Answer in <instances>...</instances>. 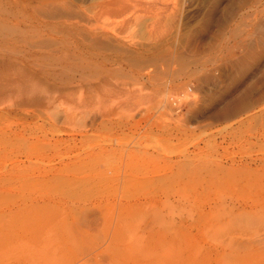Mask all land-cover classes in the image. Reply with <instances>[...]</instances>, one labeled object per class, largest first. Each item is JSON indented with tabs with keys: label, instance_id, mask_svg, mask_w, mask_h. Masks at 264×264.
<instances>
[{
	"label": "rangeland",
	"instance_id": "obj_1",
	"mask_svg": "<svg viewBox=\"0 0 264 264\" xmlns=\"http://www.w3.org/2000/svg\"><path fill=\"white\" fill-rule=\"evenodd\" d=\"M243 164L264 0H0V264H264Z\"/></svg>",
	"mask_w": 264,
	"mask_h": 264
},
{
	"label": "bare ground",
	"instance_id": "obj_2",
	"mask_svg": "<svg viewBox=\"0 0 264 264\" xmlns=\"http://www.w3.org/2000/svg\"><path fill=\"white\" fill-rule=\"evenodd\" d=\"M231 161H233V159L231 160ZM231 161H230V163H231ZM234 162V161H233ZM232 164V163H231ZM230 164V165H231ZM170 167H171V165H169ZM242 166V165H241ZM166 167V166H165ZM239 167V166H238ZM169 168V167H168ZM49 170H51L50 168H49ZM233 173L232 172H230V170H229V176H230V173L232 174V175H238V178H239V175H241V174H244L245 176H252V178H253V176H255V178L256 177H258V178H264V173H260L259 171L261 170V171H263L264 172V170L263 169H260V170H258V169H252L251 168V166H250V164H248V165H244L243 164V166L239 169H234V167H233ZM225 171V170H224ZM225 173H227V171L225 172ZM228 174V173H227ZM249 177V178H250ZM255 178H253L254 180H255ZM236 179H237V176H236ZM235 179V180H236ZM247 180H248V178H247ZM257 181V180H256ZM236 182V181H235ZM247 183V182H246ZM234 184H236V183H234ZM246 185V184H245ZM248 192V191H247ZM261 194V193H260ZM203 195V194H202ZM203 197V196H202ZM46 205H48L49 206V204H46ZM138 205V204H137ZM147 205V204H146ZM112 206V205H111ZM128 206V205H127ZM43 207V206H42ZM132 207V206H131ZM134 207V206H133ZM136 207V206H135ZM134 207V208H135ZM139 206H137V208H138ZM44 208H46V207H44ZM50 208H53V206L51 205V207ZM97 209H101V207L99 206V207H96ZM102 208H104V213H102V216L101 217H105L106 215L107 216H109L108 214V212H107V210L108 209H110V205L108 206V205H106V206H104V207H102ZM94 209V208H93ZM107 209V210H106ZM103 210V209H102ZM102 210H100L99 212L101 213V212H103ZM203 210V209H202ZM201 210V213L198 215L199 216V218L202 220V221H204V222H207V221H209V220H215V221H219V219H224V218H230V219H232V220H236V219H240V220H242L243 219V217L244 218H246L245 217V213H246V215H248L247 214V212H245V211H243L242 213H228V214H223V215H220V214H222V213H216V212H214V213H208V212H204V211H202ZM105 212H107L108 214H106ZM86 213H88V210H87V212ZM257 214V213H256ZM255 214H253V216H254ZM106 216V217H107ZM188 217V219L189 218H192V215H188L187 216ZM249 215L247 216V218L249 219ZM255 217V216H254ZM253 217V218H254ZM262 217V216H261ZM108 218V217H107ZM251 218V217H250ZM105 219L106 218H104L103 220L105 221ZM263 219H264V217H263ZM76 220V219H75ZM232 220H230V221H232ZM247 220V219H246ZM258 220V219H257ZM106 222H107V219H106ZM75 224V223H74ZM247 225V224H246ZM261 225V224H260ZM171 226V225H170ZM66 228V227H65ZM227 228V227H226ZM75 229V228H74ZM193 229V228H192ZM191 227L190 226H186V227H179L178 229H177V231H176V233L178 232L179 234H181L183 237H185V238H187V239H192V236H191ZM76 230L77 229H75V232H76ZM81 231V230H80ZM71 232V231H70ZM74 232V233H75ZM89 235H86V234H84V233H80V235H81V238L83 237V238H85V239H92L91 237L92 236H96V235H94V234H96L95 232H94V234L92 235V236H90V233H88ZM164 234V233H163ZM181 235H179V236H181ZM76 236V235H75ZM89 236H90V238H89ZM182 237V238H183ZM181 238V237H180ZM192 241V240H191ZM94 242V241H93ZM257 256V255H256Z\"/></svg>",
	"mask_w": 264,
	"mask_h": 264
}]
</instances>
